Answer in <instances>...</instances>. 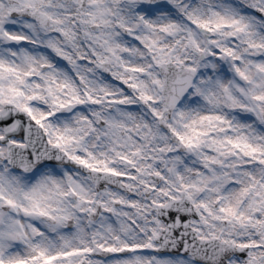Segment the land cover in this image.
<instances>
[{
	"label": "snow or ice",
	"instance_id": "6c2138e0",
	"mask_svg": "<svg viewBox=\"0 0 264 264\" xmlns=\"http://www.w3.org/2000/svg\"><path fill=\"white\" fill-rule=\"evenodd\" d=\"M0 264H264V0H0Z\"/></svg>",
	"mask_w": 264,
	"mask_h": 264
}]
</instances>
